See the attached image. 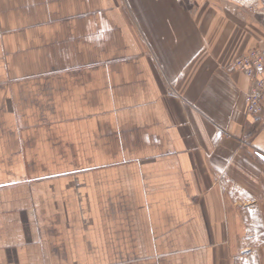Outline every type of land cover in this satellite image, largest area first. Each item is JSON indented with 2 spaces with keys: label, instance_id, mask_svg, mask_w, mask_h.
<instances>
[{
  "label": "crops",
  "instance_id": "crops-1",
  "mask_svg": "<svg viewBox=\"0 0 264 264\" xmlns=\"http://www.w3.org/2000/svg\"><path fill=\"white\" fill-rule=\"evenodd\" d=\"M259 15L0 0V264H264Z\"/></svg>",
  "mask_w": 264,
  "mask_h": 264
},
{
  "label": "built area",
  "instance_id": "built-area-1",
  "mask_svg": "<svg viewBox=\"0 0 264 264\" xmlns=\"http://www.w3.org/2000/svg\"><path fill=\"white\" fill-rule=\"evenodd\" d=\"M233 67L244 73L251 82L246 97V113L259 117L264 112V46H256L238 56Z\"/></svg>",
  "mask_w": 264,
  "mask_h": 264
},
{
  "label": "rangeland",
  "instance_id": "rangeland-1",
  "mask_svg": "<svg viewBox=\"0 0 264 264\" xmlns=\"http://www.w3.org/2000/svg\"><path fill=\"white\" fill-rule=\"evenodd\" d=\"M239 6L248 7L252 11L259 12V16L264 17V2L255 0H232Z\"/></svg>",
  "mask_w": 264,
  "mask_h": 264
},
{
  "label": "water",
  "instance_id": "water-1",
  "mask_svg": "<svg viewBox=\"0 0 264 264\" xmlns=\"http://www.w3.org/2000/svg\"><path fill=\"white\" fill-rule=\"evenodd\" d=\"M261 155V157L264 159V155L263 154H260Z\"/></svg>",
  "mask_w": 264,
  "mask_h": 264
}]
</instances>
